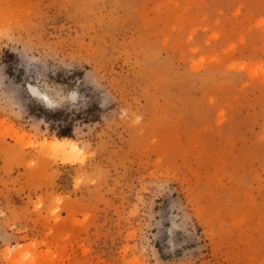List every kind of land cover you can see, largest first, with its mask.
<instances>
[{"label":"rangeland","instance_id":"obj_1","mask_svg":"<svg viewBox=\"0 0 264 264\" xmlns=\"http://www.w3.org/2000/svg\"><path fill=\"white\" fill-rule=\"evenodd\" d=\"M0 264H264V0H0Z\"/></svg>","mask_w":264,"mask_h":264},{"label":"bare ground","instance_id":"obj_2","mask_svg":"<svg viewBox=\"0 0 264 264\" xmlns=\"http://www.w3.org/2000/svg\"><path fill=\"white\" fill-rule=\"evenodd\" d=\"M42 148L62 156L69 154L70 151L75 149L66 139H55L51 142H44Z\"/></svg>","mask_w":264,"mask_h":264},{"label":"trees","instance_id":"obj_3","mask_svg":"<svg viewBox=\"0 0 264 264\" xmlns=\"http://www.w3.org/2000/svg\"><path fill=\"white\" fill-rule=\"evenodd\" d=\"M61 114H63V110H57V111H53V115L54 116H61ZM57 137L58 138H69L71 139V125L67 124L66 126H64V128H62L59 132H57Z\"/></svg>","mask_w":264,"mask_h":264}]
</instances>
